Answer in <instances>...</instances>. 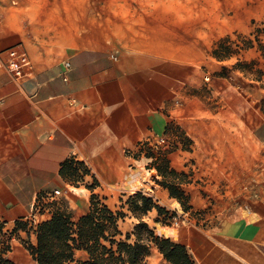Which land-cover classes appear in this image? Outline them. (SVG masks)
Here are the masks:
<instances>
[{"label":"crops","instance_id":"1","mask_svg":"<svg viewBox=\"0 0 264 264\" xmlns=\"http://www.w3.org/2000/svg\"><path fill=\"white\" fill-rule=\"evenodd\" d=\"M103 6L100 0H0V222L9 230L18 221L30 227L26 217L37 200L56 190L67 198L71 185L61 169L71 159L90 169L101 198L113 191L121 198L142 192L170 214L181 212V203L156 183L152 158L140 151L166 135L179 99L202 87L200 69L212 75L209 89L221 94L238 76L248 106L238 105L231 116L264 147V84L256 78L264 58L255 41L258 35L264 44V0H180L175 11L148 6L138 16L134 10L120 14L113 1L105 12ZM228 36L253 40L232 66L226 63L234 58L213 55ZM22 53L30 59V77L18 80L6 64ZM238 60L259 64L242 71L234 68ZM169 158L172 168L186 170L184 151ZM190 184L182 186L187 195ZM68 203L76 220L90 207V201ZM130 215L125 229L119 222L123 233L139 223ZM158 218L155 209L143 216L157 235L185 245L194 264H264L263 188L210 228L167 225ZM33 233L28 237L36 244ZM77 256L88 258L82 250ZM10 258L37 264L21 244L12 243ZM148 258L150 264H168L156 248Z\"/></svg>","mask_w":264,"mask_h":264},{"label":"rangeland","instance_id":"2","mask_svg":"<svg viewBox=\"0 0 264 264\" xmlns=\"http://www.w3.org/2000/svg\"><path fill=\"white\" fill-rule=\"evenodd\" d=\"M100 1L104 5V12L109 9L107 7L111 1L113 4H118L120 14H127L134 10L133 15L138 16L149 9L147 0ZM234 62L235 58L228 61L226 65L232 66ZM200 74L204 84L198 90L188 91L173 106L172 122L168 126L166 135L150 145L146 143L140 151L146 157L148 154H157L162 150L174 149L173 152H175L181 149L185 152L187 168L184 171L190 174L191 180L186 191L190 199L193 195L195 197L192 202L194 210L188 213L183 210L173 211L171 215L170 212L167 216L161 215L158 220L167 225L185 223L210 228L220 221L223 215L250 203L259 195L261 189H264V147L252 131L240 127L234 116H231L233 112L238 111V105L244 103V108L248 106L245 92L237 86L240 79L238 76L230 78L226 93L221 94L207 86L212 82V75H205L201 69ZM262 104V119H264V100ZM259 105L260 102L257 101L256 106L259 107ZM249 108L255 112L253 107ZM224 111H228L226 113L229 114L227 116L229 121L226 120L225 124L221 116ZM180 119L182 125L179 124ZM250 121L256 125L257 120L253 116ZM162 138L165 142L158 144L157 141ZM77 181L76 185L69 183L71 187L68 189V195L66 194L67 198L59 197L57 201H65L68 206V198L79 201L80 206L82 203L89 202L91 197L89 187L94 183L91 174H86L84 168H81ZM76 188L79 189L75 190ZM109 194L102 199L105 203L107 201L114 210L122 209L121 205L134 195L121 198L117 191ZM123 210L126 212V217L120 222H123L121 227L125 229L127 226L124 223L132 213L129 214L127 206ZM172 213L175 214L172 215ZM176 214L181 215L178 219L179 223L175 222ZM28 228L30 232H34L31 231V227ZM30 241V237L19 232L13 236L11 243L15 246L21 244L26 248L25 243ZM77 259L83 260L81 256H77ZM143 264H150V259L147 258Z\"/></svg>","mask_w":264,"mask_h":264},{"label":"trees","instance_id":"3","mask_svg":"<svg viewBox=\"0 0 264 264\" xmlns=\"http://www.w3.org/2000/svg\"><path fill=\"white\" fill-rule=\"evenodd\" d=\"M255 41L264 58V44L260 42L258 35ZM252 46V39L238 36L236 40H233L228 36L218 41L213 55L220 61L228 60ZM258 64V61L248 63L238 60L234 68L244 71ZM256 73V78L264 84V67L257 68ZM173 150H162L158 156L152 153L147 157L153 159L151 167L155 168L160 176V179H156V183L168 189L171 197L176 198L181 203L183 211L188 213L193 207L190 205L189 195L182 186L191 183L190 174L185 171L179 172L171 167L169 154ZM81 168H84L86 174H91L90 169L83 162L75 159L68 160L63 164L61 175L69 183L76 185ZM92 178L94 183L89 187L90 207L85 214L76 220L74 211L65 201H55L52 203V208L54 207L52 217L40 223L34 231L36 244L25 243L37 264H143L152 255L154 248L163 255L168 264H194L185 245L157 235L143 220V216L154 209L157 210L159 216H167L169 211L142 192L129 197L121 205L122 209L114 210L95 193V188L99 186V183L94 176ZM125 206L128 211L139 218V223L132 232L124 234L120 230L119 222L126 217V212L123 210ZM20 230L30 236V230L23 221H18L12 230L6 228L5 222H0V264H16L10 258L11 240ZM80 250L87 253L86 260L76 258V252Z\"/></svg>","mask_w":264,"mask_h":264},{"label":"built area","instance_id":"4","mask_svg":"<svg viewBox=\"0 0 264 264\" xmlns=\"http://www.w3.org/2000/svg\"><path fill=\"white\" fill-rule=\"evenodd\" d=\"M7 69L11 72L13 77L18 80H23L30 77L31 62L26 53L18 54L7 61ZM165 142V139H159L158 144ZM62 197V192L56 190L47 199L37 200L32 206L30 214L26 217L28 225L36 229V227L52 217L53 209L52 203ZM181 215H175L174 219L176 223Z\"/></svg>","mask_w":264,"mask_h":264},{"label":"clouds","instance_id":"5","mask_svg":"<svg viewBox=\"0 0 264 264\" xmlns=\"http://www.w3.org/2000/svg\"><path fill=\"white\" fill-rule=\"evenodd\" d=\"M190 2V0H189ZM149 6L153 8L163 7L166 11H175L177 6H180V0H147ZM185 11H190L185 9ZM183 19V17H181Z\"/></svg>","mask_w":264,"mask_h":264}]
</instances>
